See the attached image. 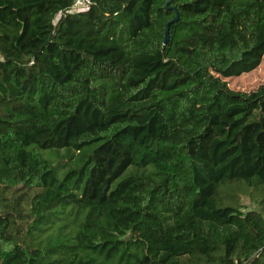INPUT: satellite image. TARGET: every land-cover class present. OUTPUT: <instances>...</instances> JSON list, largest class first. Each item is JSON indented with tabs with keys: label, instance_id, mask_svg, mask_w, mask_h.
Here are the masks:
<instances>
[{
	"label": "trees",
	"instance_id": "trees-1",
	"mask_svg": "<svg viewBox=\"0 0 264 264\" xmlns=\"http://www.w3.org/2000/svg\"><path fill=\"white\" fill-rule=\"evenodd\" d=\"M75 1L0 0V264H264V0Z\"/></svg>",
	"mask_w": 264,
	"mask_h": 264
},
{
	"label": "rangeland",
	"instance_id": "rangeland-1",
	"mask_svg": "<svg viewBox=\"0 0 264 264\" xmlns=\"http://www.w3.org/2000/svg\"><path fill=\"white\" fill-rule=\"evenodd\" d=\"M264 84V57L263 63L253 72L243 75L240 78H234L229 80V86L232 89L241 90V91H252L257 89L260 85ZM1 191V190H0ZM3 192V191H2ZM20 191L16 192H3V196L6 198H11L16 196ZM242 203L246 206V210H256L262 211L261 206L252 202L249 198L241 199ZM23 205H26L24 202Z\"/></svg>",
	"mask_w": 264,
	"mask_h": 264
},
{
	"label": "built area",
	"instance_id": "built-area-1",
	"mask_svg": "<svg viewBox=\"0 0 264 264\" xmlns=\"http://www.w3.org/2000/svg\"><path fill=\"white\" fill-rule=\"evenodd\" d=\"M88 4V0H76L71 12L86 10L88 8Z\"/></svg>",
	"mask_w": 264,
	"mask_h": 264
},
{
	"label": "water",
	"instance_id": "water-1",
	"mask_svg": "<svg viewBox=\"0 0 264 264\" xmlns=\"http://www.w3.org/2000/svg\"><path fill=\"white\" fill-rule=\"evenodd\" d=\"M178 19H179V16H178V14H177L176 17H175L173 20H171V21L167 24L166 39H165V42H168V40H169L170 26H171L173 23H175L176 21H178Z\"/></svg>",
	"mask_w": 264,
	"mask_h": 264
}]
</instances>
